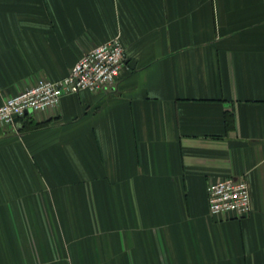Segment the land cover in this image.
Here are the masks:
<instances>
[{
  "label": "crops",
  "instance_id": "obj_1",
  "mask_svg": "<svg viewBox=\"0 0 264 264\" xmlns=\"http://www.w3.org/2000/svg\"><path fill=\"white\" fill-rule=\"evenodd\" d=\"M115 38L107 89L0 125V264H264V0H0V105Z\"/></svg>",
  "mask_w": 264,
  "mask_h": 264
},
{
  "label": "built area",
  "instance_id": "obj_2",
  "mask_svg": "<svg viewBox=\"0 0 264 264\" xmlns=\"http://www.w3.org/2000/svg\"><path fill=\"white\" fill-rule=\"evenodd\" d=\"M126 65L121 41L117 38L83 54L62 78L39 79L0 105V125L14 126L24 118L57 106L65 95L107 89ZM208 212L212 216L243 218L251 211L250 193L244 179L224 178L208 184Z\"/></svg>",
  "mask_w": 264,
  "mask_h": 264
},
{
  "label": "trees",
  "instance_id": "obj_3",
  "mask_svg": "<svg viewBox=\"0 0 264 264\" xmlns=\"http://www.w3.org/2000/svg\"><path fill=\"white\" fill-rule=\"evenodd\" d=\"M29 127H33V128H36V127H39L37 124L33 123V124H30Z\"/></svg>",
  "mask_w": 264,
  "mask_h": 264
}]
</instances>
